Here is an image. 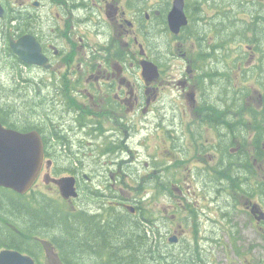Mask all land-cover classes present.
Wrapping results in <instances>:
<instances>
[{
	"label": "flooded vegetation",
	"instance_id": "1",
	"mask_svg": "<svg viewBox=\"0 0 264 264\" xmlns=\"http://www.w3.org/2000/svg\"><path fill=\"white\" fill-rule=\"evenodd\" d=\"M0 4V59L29 114L16 115L11 96H0V124L20 134L35 130L43 152L25 194L0 186V251L19 253L29 264L106 263L105 252L69 250L61 225L31 227L6 206L5 198L19 201L41 184L37 200H100L97 207L58 209L59 218L86 211L105 232V222L122 221L127 211L160 228L167 249L149 231V264H213L204 261L200 241L219 247L220 230L234 238L247 221L258 239L240 247L231 242L235 264H264V255L250 252L264 248V192L253 183L264 181V0ZM18 42L22 59L12 49ZM176 163L184 167L181 177ZM64 177L75 196L62 195ZM156 199H167L159 215ZM105 200L118 204L109 211ZM176 244L183 254L175 253Z\"/></svg>",
	"mask_w": 264,
	"mask_h": 264
},
{
	"label": "trees",
	"instance_id": "2",
	"mask_svg": "<svg viewBox=\"0 0 264 264\" xmlns=\"http://www.w3.org/2000/svg\"><path fill=\"white\" fill-rule=\"evenodd\" d=\"M220 1L223 2V0ZM237 37L239 41L252 40L249 35H237ZM255 39L256 37H254V40ZM253 183L257 185L262 184L261 188H263L262 192H264V181L262 179H259L258 182L254 180ZM235 186L237 190H241L239 182L236 183ZM18 197L19 201H15L11 197L5 198L8 201L6 206L10 211L17 214L19 217L24 218V222L30 224L31 227H34L37 224L47 223L56 230V226L61 225L62 230L68 232V237L65 236V238L69 250H74L76 252H99L98 256L101 255V252H105V257L107 259L105 264H147L145 261H148L151 257L150 251L147 250V245L141 249V243H139L140 238H146V227L143 228L141 224H138L140 221L139 219H131L135 224L133 225L134 230H130L129 232L127 226L128 219L131 216L127 211H125L126 220L123 222V227L120 224L122 221L116 223L113 220H108L105 222L104 232L102 230V225L100 224L101 220H95V216L88 215L86 211L76 212L70 219L67 215L60 216L59 218L56 216V213L58 212V209L63 208L62 203L59 204L56 200H48L47 198L37 200L38 198L31 196V201L27 205L23 203L25 196ZM144 206L145 205H143V207ZM111 210H113V207L109 208V211ZM144 216L145 215L142 212V217ZM73 225H78L80 228L76 229L77 231L72 232ZM79 229L83 230L82 235H78ZM29 232L31 233L32 229H29ZM70 233L74 236L70 237ZM148 237L150 240V232L148 233ZM80 238L85 241V245L82 248H80L78 244V241H80L78 239ZM120 245H123V247L116 250L115 247H120ZM149 263L150 260L148 261V264Z\"/></svg>",
	"mask_w": 264,
	"mask_h": 264
},
{
	"label": "rangeland",
	"instance_id": "3",
	"mask_svg": "<svg viewBox=\"0 0 264 264\" xmlns=\"http://www.w3.org/2000/svg\"><path fill=\"white\" fill-rule=\"evenodd\" d=\"M1 47H2V43H0V58L5 59V55H4V52L2 51ZM13 75H14V73L12 75H9L7 61L4 62L3 60L0 59V96H3L4 98H6L7 96H11V98L9 99V103L11 105V108L15 112V114L27 116L29 114L26 112V109H25L26 100H24L23 98L20 100L15 99V97L18 94V93L15 94V92H17L18 90L13 92L11 87H9L7 78L11 79V76H13ZM213 91H214V89L211 88L210 92L212 93ZM224 100L227 101V100H229V98L224 97ZM180 106H182V105H180ZM198 111H199V109L197 107L194 109H191L192 114H195ZM15 118H16V116H15ZM177 131L180 132V134H181V131H179V130H177ZM175 134H176V132H175ZM176 166L178 167L176 170H175V168H173L174 175L181 177L183 174L184 167L178 163H176ZM258 170H260V168H258ZM181 184H183L182 181H181ZM126 187L129 188L128 191H133V186L126 185ZM192 187L195 188L194 185L190 186V190H192ZM34 189L35 190L33 191L32 194L25 196L26 199L29 198L31 200V196H34L35 198L39 197V195L36 192H37V190H43V187L41 184H39V185L35 186ZM173 192H175V190H173ZM125 195H127V194H125ZM11 198L14 199L15 201L17 200V197L14 195H12ZM56 201H58L59 204L62 203L63 208H73L76 206H80V207H87V206L88 207H94L95 206V207H97L98 202L100 203V200H97V199H87L84 201L77 200V201L68 202V203H66V202L63 203L60 200H56ZM130 202L133 203L134 201H130ZM154 202L156 203L155 211L157 212V214L159 215L161 213H164L162 211V208H166L167 199H156V200H154ZM117 204H118V202L116 200H113V201L105 200V205H109V206L113 207L112 205L116 206ZM146 204H147V202L144 200V205H146ZM125 220L126 219H123L122 222L120 223L122 227H123V222ZM128 220L129 221H128L127 230H129V232H130V230L131 231L134 230L133 225L135 224V222H133L130 218ZM144 221L145 220H140L138 222V224H141L143 228L146 227V238H140L139 243H141V245H140L141 249H143L147 245V250H148V247H150L152 245L151 242H148V240H149L148 233H149V231L152 232L154 228H152V230H151V227L149 225L144 226L146 223ZM115 222L118 223L120 221L115 220ZM161 232H160V228L158 229V231L157 230L153 231L152 232V238L157 242V246L160 249L162 248V249L166 250L167 246H162L159 242V240L161 239V237H160ZM141 236H143V235H141ZM218 236L222 240L221 245L219 247H217L215 245L214 241H208V243H209L208 245L205 244L204 240L200 241L202 256H203L205 262H210L213 264H235L237 261V258H236V255L233 253V247H232L233 245L231 244V242L238 240V242H234V244L236 245V247H240L238 243H241L240 241H242V240L258 239V233L249 224V221H247L245 224H243L242 226H240L237 229L234 238H231V234H230L229 229L220 230V232L218 233ZM190 237H191V235H190ZM179 238H180V235H179ZM78 240H80V241H78ZM78 240H77L78 244H79L80 248H82L85 245V241L82 238H80ZM195 242H197V241L195 240ZM191 244L193 246V243H191ZM121 247H123V245L122 246L120 245V247L118 246L117 248L115 247V249L118 250ZM260 249H261V251L257 248L250 249L251 256L252 257H259L261 255H264V252H262V250L264 248L261 247ZM217 250H218V253H217ZM224 250L226 252H224ZM161 251H159V252H161ZM174 251L176 254H181L183 249L181 248L180 244H176L174 246ZM98 253L99 252H94L95 255H98ZM217 257H218V261H217ZM148 261H145V263L148 264Z\"/></svg>",
	"mask_w": 264,
	"mask_h": 264
},
{
	"label": "water",
	"instance_id": "4",
	"mask_svg": "<svg viewBox=\"0 0 264 264\" xmlns=\"http://www.w3.org/2000/svg\"><path fill=\"white\" fill-rule=\"evenodd\" d=\"M2 7L0 4V15ZM22 42V39L20 40ZM12 45L13 51L22 59L20 43ZM43 160L42 142L36 131L20 134L11 129H5L0 124V185L12 188L23 194L37 179ZM58 181L62 184V195L75 196L72 182L64 177ZM175 240V237H170ZM13 262L14 264H29V260L19 253L1 250L0 263Z\"/></svg>",
	"mask_w": 264,
	"mask_h": 264
}]
</instances>
